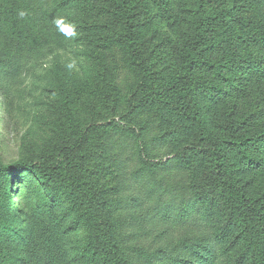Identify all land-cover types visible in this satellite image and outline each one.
<instances>
[{
    "label": "rangeland",
    "instance_id": "obj_1",
    "mask_svg": "<svg viewBox=\"0 0 264 264\" xmlns=\"http://www.w3.org/2000/svg\"><path fill=\"white\" fill-rule=\"evenodd\" d=\"M197 1L139 0L137 47L150 89L188 39ZM108 9L102 0L55 9L36 21L46 42L24 49L0 30V165L32 163L0 171V220L8 226L0 260L97 264L87 243L102 224L112 242L106 264H246L240 229L222 223L208 180L193 179L204 157L181 156L192 146L206 150L207 136L224 135L230 123L264 128V71L230 69L245 81L238 94L200 69L212 92L202 87L190 114L163 97L129 108L138 75L124 61L115 41L119 22ZM259 54L264 59V47ZM249 153L252 164L231 161L232 176L251 195L264 193V141ZM63 159L94 187L96 204L55 177ZM41 165L53 179L38 176Z\"/></svg>",
    "mask_w": 264,
    "mask_h": 264
},
{
    "label": "trees",
    "instance_id": "obj_2",
    "mask_svg": "<svg viewBox=\"0 0 264 264\" xmlns=\"http://www.w3.org/2000/svg\"><path fill=\"white\" fill-rule=\"evenodd\" d=\"M78 1L86 0H52L48 6L43 0H0V30L13 40L15 46L22 49L45 43V26L39 27L36 21H46L55 9ZM151 1L161 3L165 0ZM102 2L108 6L109 15L119 22L115 41L124 52L127 66L138 75V86L131 93L132 103L129 108L140 107L142 100L161 101L163 97L170 100L168 103L176 109L190 114V107L201 88L204 87L208 93L212 92L211 79L205 80L199 76L200 69L208 68L214 77L221 78L224 85L235 88L238 94L244 90L242 87L245 81L234 80L228 73L230 69L245 68L253 73L256 70L264 71V59L259 54V49L264 47V0H198L193 11L194 18L189 24L188 39L178 46L169 71H161L159 77L163 80L159 78L158 87L153 89L149 88L152 82L149 81V66L137 47L136 17L139 0ZM21 11L25 13L24 17L19 16ZM217 51H221L218 57L214 54ZM256 51L258 55H255ZM213 88L218 92L221 87L217 85ZM221 91L226 93L228 90L222 86ZM65 104L62 106L63 111L67 110H64L67 106ZM246 123H230L224 135L207 136L209 141L206 150L202 152L200 147L192 146L181 157L187 159L189 155L197 154L204 157L202 164L199 163L200 168L194 171V181H197V176L208 180L206 190L219 202L221 211L218 216L222 223H230L240 229L246 264H264V193L251 195L244 184L232 176L233 171L230 169L231 161L234 160L252 164L249 153L251 146L264 141V128L251 130L243 125ZM31 165V162L18 160L0 165V171L9 173ZM152 166L151 171L155 169ZM45 167L40 166L42 170H39L38 176L53 179ZM57 170L56 178L85 196L89 202L96 204L99 201L94 187L64 159L58 163ZM98 225V233L93 240L88 241L87 251L97 264H106L105 248L112 247V242L104 226ZM7 228V223L0 220V234ZM0 264H5V261L0 260Z\"/></svg>",
    "mask_w": 264,
    "mask_h": 264
},
{
    "label": "clouds",
    "instance_id": "obj_3",
    "mask_svg": "<svg viewBox=\"0 0 264 264\" xmlns=\"http://www.w3.org/2000/svg\"><path fill=\"white\" fill-rule=\"evenodd\" d=\"M19 16H20V17H24V16H25V13H24L23 11H21V12L19 13ZM58 23H59V21H58Z\"/></svg>",
    "mask_w": 264,
    "mask_h": 264
}]
</instances>
